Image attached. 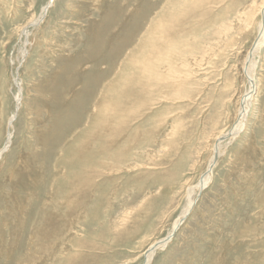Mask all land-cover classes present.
<instances>
[{
    "label": "rangeland",
    "instance_id": "1",
    "mask_svg": "<svg viewBox=\"0 0 264 264\" xmlns=\"http://www.w3.org/2000/svg\"><path fill=\"white\" fill-rule=\"evenodd\" d=\"M48 1L0 0V264H144L239 119L264 0ZM254 62L244 129L151 264H264Z\"/></svg>",
    "mask_w": 264,
    "mask_h": 264
},
{
    "label": "bare ground",
    "instance_id": "2",
    "mask_svg": "<svg viewBox=\"0 0 264 264\" xmlns=\"http://www.w3.org/2000/svg\"><path fill=\"white\" fill-rule=\"evenodd\" d=\"M55 1L56 0H49L43 7L42 9V15H46L47 12L49 11V9L55 4ZM165 17V16H164ZM166 19V17H165ZM164 20V19H163ZM166 22H168L167 20H165ZM164 21V22H165ZM177 22V20H176ZM161 23V22H159ZM163 23V22H162ZM161 23V24H162ZM172 25V24H171ZM170 30V28L168 29ZM166 32V31H165ZM168 32V31H167ZM173 32V31H172ZM28 33V32H27ZM27 33H25V35H27ZM160 34V33H159ZM172 34V33H171ZM258 38L255 42V45H254V48L253 50L250 52V54L248 53L247 55V58H246V64H245V70H246V73H247V76H248V79H249V83H250V88L249 90L247 91V94L246 96L242 99V104H241V110H240V116H239V119L235 122V124L233 125L232 129L230 131H228L227 133H225L224 135L221 136V138L218 139V142H217V145L215 146V155L214 158L212 157L210 163L208 164V167L206 169V171L203 173L199 183L197 184V189H196V192L194 193L193 196H191L189 198V201L183 211V213L178 216L177 220L175 221L174 223V226L172 228V230L168 233V235L156 242H154L152 245H150V247L146 250L145 253V261H144V264H151L152 262V259L154 257V254L155 252L157 251V249L159 248H164L165 247V244H167L172 238H173V233L175 231V229L179 228L181 223H183V219L187 216V214L189 213V211L191 210V208L194 206V204L197 202V197L199 196V194L203 191V189H205L208 184L210 183L211 179H212V172H213V168L215 166V163L217 161V158L219 157L220 155V152H219V146L222 144L221 141H224L225 139L229 138V139H234L237 134L242 131V129H244L245 125H246V119H247V114H248V110H249V105H250V100H251V94L253 93V91L255 90V86H256V83L254 81V68H255V62H254V57L256 55V53L264 46V9L262 10V21H261V24H260V27H259V33H258ZM175 35V34H173ZM172 35V37H174ZM167 36H169V32L167 33ZM166 34H165V37H167ZM164 37V36H163ZM171 37V36H170ZM169 37V38H170ZM164 39V38H163ZM167 39V38H165ZM172 39V38H170ZM161 40V39H160ZM169 40V39H168ZM167 41V40H165ZM170 41V40H169ZM170 42H173L170 41ZM169 42V43H170ZM164 43V42H163ZM162 43V44H163ZM161 44V42H160ZM161 44V45H162ZM164 45V44H163ZM165 45H168V44H165ZM161 47V46H160ZM172 47V46H171ZM169 53V52H168ZM170 55V54H169ZM145 63V62H144ZM146 69H148L146 67ZM146 69L144 68V70L146 71ZM141 71V70H140ZM144 72V71H143ZM145 73V72H144ZM143 73V74H144ZM126 76V75H125ZM124 79V78H123ZM126 80V79H125ZM19 85V84H18ZM132 94V93H131ZM21 94H17V107L19 108L20 106V102H21ZM130 97H133V96H130ZM133 99V98H132ZM133 101V100H132ZM120 102V101H119ZM126 102V101H125ZM125 102L122 104V105H125ZM127 104V102H126ZM129 107V106H127ZM125 108V107H124ZM16 113L14 112L11 117H10V120H9V131H8V139H7V142L5 143L4 147L0 150V158L1 156L3 155V153L9 148L10 146V142L12 140V135H13V132H12V127L14 126V122L16 120ZM222 147V145H221ZM217 155V157H216ZM186 220V219H185ZM184 220V221H185Z\"/></svg>",
    "mask_w": 264,
    "mask_h": 264
},
{
    "label": "water",
    "instance_id": "3",
    "mask_svg": "<svg viewBox=\"0 0 264 264\" xmlns=\"http://www.w3.org/2000/svg\"><path fill=\"white\" fill-rule=\"evenodd\" d=\"M216 157H217V155H216ZM201 194H202V192H201V193L199 194V196L197 197V201H198V199L201 197ZM196 203H197V202H196ZM196 203H195L194 206L191 208V210L189 211V213L187 214V216L183 219V222H184V220L187 219V217L190 215V213H191L192 210L194 209ZM177 230H178V228L175 229V231H174V233H173V235H172L173 237L176 235Z\"/></svg>",
    "mask_w": 264,
    "mask_h": 264
}]
</instances>
